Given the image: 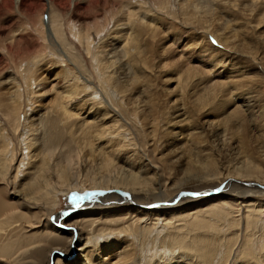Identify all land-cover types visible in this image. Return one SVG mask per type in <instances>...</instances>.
<instances>
[{"label":"bare ground","instance_id":"obj_1","mask_svg":"<svg viewBox=\"0 0 264 264\" xmlns=\"http://www.w3.org/2000/svg\"><path fill=\"white\" fill-rule=\"evenodd\" d=\"M223 1L226 0H177L176 8L172 0H155L150 5L146 0L15 1L14 9L27 19L24 27L17 30L29 33L32 25L35 32L44 35L45 40L51 38L58 44L66 56L72 55L83 74L87 73V79L83 80L80 73L69 74L73 82L60 94V101L52 108L51 116L48 114L42 120L43 124H50L56 130L87 104L89 110L86 116L92 111L97 112L98 116L86 122L87 132L83 131L80 137L77 135V139L61 142L58 132L53 138L44 133L46 136L43 139L44 135H39V128L34 123L29 124L30 117L26 116L22 124L19 121L23 104L18 81L11 79L6 93H0V98L6 101L0 107L1 112L4 111L0 114L1 123L7 124L12 133L0 125V193L5 191L8 197L20 200L13 207L0 197V264H64L59 258L70 253L73 239L76 240L74 247H79L74 251L80 255L72 261L71 254L66 259L69 263L65 264H234L236 258L241 264H264V150L258 157L248 151H242L239 155L233 151L235 157L229 168L222 164L218 166L210 159L211 153H205L201 160H190L200 151L191 152L199 143V132L195 129L192 134L190 131L196 124L188 121L187 133L176 127L173 138L183 136L182 145L177 151L182 152L183 156L188 155L189 161L184 164L182 176L172 179L170 166H154V160L146 147L153 141L156 132L152 110L158 114L159 106L154 103L147 110L148 114L145 111L139 113L143 112V106L135 102V109L137 105L141 111L129 113L124 108L128 105L126 102L131 101L124 99L125 92L126 96H130L133 84L139 79V76L132 78L135 73L127 70L132 67L130 58L134 56L133 66L136 69L142 63V58L149 55L144 61V65H148L146 62L150 61L153 52L146 43L148 39L145 43L141 42L143 35L150 32L153 21L159 20L152 13V9H158L165 16L181 15L184 21L194 20L197 28L193 30L195 34L192 32V41L199 42L194 43L192 49H201L206 67L213 64V67H219V72L216 70L214 76L219 80L209 78L206 83L211 84L213 90L219 91L221 99L234 108L232 111H223L229 105L214 102L207 109H218L219 106V110L214 113L216 116L219 111V124L223 122L225 129L233 120L230 127L237 124L239 128L232 135L225 131L218 132L215 143L211 142L217 147V154H221L218 149L221 146L223 153L226 150V155L230 156V141L233 138L244 139L249 133V126H252V130H256L259 125L264 126V105L256 99L253 88L248 91V83L252 82L257 84L258 91L264 96V71L260 70L259 75L252 74L247 80L232 82L220 70L238 56L235 49L233 51L229 48L228 38L223 37L229 25L234 31L238 30L235 20L230 17L237 13L238 20L248 26L249 22L243 17L250 18L251 14L245 4L252 8L251 12L264 19V0L261 3L260 0H228L230 6L220 16L219 8ZM11 5L12 0H0V7L6 9ZM46 8L50 11V17L45 24ZM62 13L64 16L67 13L74 14L82 20L91 19L93 26H77L69 22L70 19L66 25ZM219 18H228L227 25L221 24ZM108 33H120L117 35L120 46L112 47L114 54H119L122 59L118 63L119 75L116 73L119 69H113L118 58L114 63L112 52L108 56V51L104 54L105 51L100 50L110 45L107 41L112 36L109 38ZM197 33H203L204 39L196 36ZM206 33L213 35L219 48L207 42ZM68 38L78 43L90 67L86 68L87 65L83 63L85 61L77 55L79 53L76 54L77 50ZM103 42H107L106 46L101 45ZM55 60L57 63H65L63 57H55ZM31 72H24L22 77L26 81L24 83L29 82L27 88L35 83L36 78H32ZM138 72L141 73V68ZM208 72L211 73V70ZM138 82L146 84L142 77ZM94 83L98 85L101 96L109 100V105L119 110L120 119L115 118L110 125L107 111L99 114L96 109L104 106V102L96 88L90 87ZM235 88L240 90L237 94H233ZM31 95H34L33 91ZM234 111H237L235 115L232 114ZM143 116L150 119L148 128L151 131L148 133L143 132ZM210 127L211 124L208 125ZM41 128L44 130L43 125ZM147 138L151 141H146ZM15 141L19 144V153L16 152ZM19 177L26 181L23 185L19 184V191L14 192ZM216 180L219 185L214 189H206L208 194L201 192L195 196L202 197L195 203L203 204L219 198V205H214L209 211V214H213V220L193 226L196 234L200 235L197 237L178 223H185L188 221L185 218L191 215L202 217L207 212L200 210L201 206L197 204L186 209L194 201L180 204L186 198L181 194H184L188 184ZM88 193L90 195L87 196ZM62 196L70 197L72 207L57 214L55 211L62 203ZM227 196L234 200L225 205L220 199H226ZM93 198L96 202L91 201ZM25 202L36 204L30 220L25 216V211H21ZM257 207L261 210H257ZM189 210L193 213L187 214ZM243 210L246 213L241 216ZM74 213L75 216H69ZM68 216V225L63 226V219ZM234 216L238 218L237 222H233ZM131 218L136 220L131 221ZM56 224L61 225L64 231H59ZM31 231L34 233L29 235ZM238 248L241 256L237 257L235 251Z\"/></svg>","mask_w":264,"mask_h":264},{"label":"rangeland","instance_id":"obj_2","mask_svg":"<svg viewBox=\"0 0 264 264\" xmlns=\"http://www.w3.org/2000/svg\"><path fill=\"white\" fill-rule=\"evenodd\" d=\"M15 1L16 0H12V5L10 8L5 9L2 6L0 7V48H1L0 49V93L2 94L6 93L5 90L11 79L16 80V82L18 81L17 84L20 86L21 100L23 104L22 113L19 119L21 124L24 123L26 116H28V118L30 117L29 124L32 125V123H34L36 127L39 128L38 130L43 133L42 134L40 132L39 135H41V137L45 133L53 138L56 136L58 132L60 133V138L62 139L61 142L66 140L72 141L73 140L72 138L77 139V135L80 137L82 136L83 131L87 132L85 131L87 130V126H85L86 122H89L91 118L94 117L96 118L98 116L96 114L97 112L95 113L94 111H92L90 115L86 116L87 115L86 112H88L89 110L88 104L85 105L86 107L83 106L84 108H81L82 110L79 109L78 110L79 113L77 112V114L73 115L72 118L59 125V127H57L56 130H54L50 124H45L47 125L48 128H51V130L48 131L47 127H45V125L43 124L44 121L42 120L46 117V115L50 114V112L52 113L53 111L52 108H54L56 104H58V102L60 101V97H59L60 94H63V92L66 91V89L68 88V84L73 82L69 74L72 75L76 72L77 75H79L80 73L79 76L81 80H83L84 78L87 79L86 77L87 73L83 74L84 72H82L78 62H75V59H73L72 55L66 56V54L61 51L58 44H56L51 38L45 40L44 35L35 32V28L32 25L30 26L31 28L29 30V33H20L17 29H22L24 25L27 23V19L21 16V14L14 9ZM153 1L155 0H146V3H149L150 5L152 4ZM262 1L263 0H260L259 3H261ZM172 2L175 8L178 7L177 0H172ZM227 2L228 0L220 3L221 4V8H219L220 16L225 9L229 8L230 3ZM243 5L247 8L248 13L251 14L250 18L249 16L243 17L245 21L249 22V25L245 26L244 25L245 23H242V20H238L236 13L233 17L230 18H233L235 20L237 25L236 29L238 30L234 31L231 28L232 26L229 25V28L227 29L226 33H224L223 35L224 38L225 37L228 38L229 48H232L233 51L235 49L234 52H236L238 55L237 56L235 54V56H237L236 57L237 59L231 60L230 63L227 64V66L224 69H220L224 74H226V76L227 75L229 76L228 77L229 79H232V82L247 80L248 78L253 76L252 74L257 73V75H259L261 71H264V19L262 17H259L258 15H255V12H251L252 8H249L245 4ZM46 7L48 8L47 5ZM262 7L264 8V6ZM47 8L44 13L45 24L47 22L48 16L50 17V11ZM234 11H237V9H234ZM152 13L155 14L159 18V20L153 21L152 24L153 29L151 28L149 33H145V35H143L142 37L143 41L141 42V43H145L144 41L148 39L146 43L149 45V47H151V51L153 52V54L151 53L152 57L150 58L149 62H146L148 63V65H144V61L148 58L149 55L144 56L142 58V63L140 64V66H138V68H136L137 69L136 70L133 66L135 65V61H134L135 58L134 56H132L130 58L132 67L127 68V70H130L131 73H135V75H133L132 78L134 76H139V79L142 77V79L146 81V84L145 82L144 83L138 82L139 79L138 78L136 79L137 80L136 82L140 85H137V83L133 84L135 88L134 87L132 88L130 96L129 95L126 96V92H125L126 98L124 99L125 100L131 99V101L130 102L127 101L126 103L128 105L127 107L124 108L126 110L128 109L129 113H134L141 111V109H137V105L140 104V106L141 105L143 106L142 108L143 112L141 111L139 113L146 112V114H148L147 110L154 103L159 106L158 114H156V110H152V116L155 118L154 127L156 132L152 139L153 141L149 142L148 145L146 146L147 149L150 151L151 156L154 160L153 162L154 166L160 167L163 164H168L170 166V178L175 179L177 176H182L184 164L187 161H189L188 155L183 156L182 152L177 151V148H179L182 145L181 143L183 141V136L181 137L178 136L173 138V132L175 131L176 127H180L182 132H186L188 121L189 122L192 121L196 124L194 129L190 132L192 134L195 133L194 131L195 129H197V131L199 132V136L197 138V141L199 143L196 144V148H193L191 152L193 153L196 151H200V153H198L194 158H191L190 160L193 161L201 160L205 153H211L212 156L210 159L213 160L218 166L219 164H222L223 166H228L229 168L233 160V157H235L234 155H232L233 151L235 152V154L238 155L242 151L245 152L248 151L249 153H252L254 157H258L261 151L264 150L263 125H259L256 130H252V126H249L250 127L249 133L246 135L244 139L233 138V140L230 141V154H229L230 156L226 155V150L223 153L221 146L218 148L221 151V154H217L219 151H216L217 147L216 146L214 147L212 143H215L214 141L217 140L215 136L218 135V132L222 133L225 131L229 135H232L233 132H236V128H239L237 124L236 125L233 124V127H230L232 126L233 120H231L227 124L228 127H226L225 129L223 122L219 124V119H220L219 111L218 114L214 116L216 110H219V106L218 109L217 107L215 108L210 107L207 109V107L211 106L214 102H222L223 104L229 105L227 108H224L223 111L225 110L230 111L231 109L234 108V106L231 107V104H229L227 101H223L221 99V95L219 94V91L213 90L211 84L206 83L207 80H209V78H211V80L213 79L219 80L217 77L214 78L216 74L215 71L217 70V72H219L218 69L219 67L217 68L213 67L215 66L214 64L213 66L208 65L209 67H206V62L202 59L201 49L195 51L192 49L194 48V43L196 44L197 42H199V41H192V36H193L192 32L194 33L195 29L197 28L196 22L194 20L184 21L181 15L165 16L164 12L162 13V11L158 9H155L154 11L152 9ZM63 17L65 19L66 25H68V21L70 19L69 22L77 26H82L84 28L85 27L89 28L93 26V20L91 19L82 20L75 17L74 14H68V13L65 16L63 14ZM227 20L228 18H219L221 24L227 25L226 23ZM97 27L99 26L97 25ZM65 32L67 35H69L67 31V27H65ZM108 34H109V38L110 36H112L110 38L111 40L107 41L110 43L109 45L110 47L108 46L100 50L101 51L104 50L105 51L103 52L104 54H106V52L108 51L107 52L108 56L110 55V52H112L113 53L112 56L114 58V59L112 58L113 59L112 61L114 63L117 58L119 59V60L117 59L116 64L113 65L114 71L115 69L116 70L119 69L116 72L119 75L120 68L118 63H120L119 61H122V59L119 54L116 53L114 54L115 50L112 49V47L115 48L120 46L119 44L120 39H117L118 38L117 35H120V33L119 34L108 33ZM113 34L116 36H114ZM202 34L203 33H197L196 36H200L201 39H204L203 38L204 36ZM12 36L14 37L12 38ZM105 38L103 39V41L106 40ZM205 39L207 40V42L210 43L212 47L219 48L217 46L216 39L213 37L212 34L206 33ZM69 41L75 46V49L77 50L76 54L79 53L77 55L82 57V59L85 61L86 56L82 51V49L80 48V46L78 45V43L71 39H69ZM107 42H103L101 45L106 46L105 44H107ZM26 50H28V53ZM55 57H63L65 63L64 64L57 63ZM205 58L207 59V55ZM47 61L48 63H46ZM24 63L26 65L22 67L19 66L20 64H24ZM83 63L85 64V66L87 65L86 68L90 67V63H88V60ZM140 68H141V73L138 72V69L140 70ZM113 69L112 72H114ZM209 70H211V73L208 72ZM245 70L248 72H245ZM24 72H31L30 74L32 78L34 77L36 78V79L34 78L35 79L34 85L33 84L30 85V87L28 86V88H27V84H29V82L24 83L26 81H23L22 78L24 76ZM4 81L5 82L8 81V82L5 83ZM262 82L264 84V75L262 77ZM90 87L96 88L100 98H102L104 102V106H102L100 109L96 107V109L99 114H101L103 111H107L108 124L110 125L111 121L114 120L115 118L120 119V116L118 115L119 114L118 108L110 106L108 103L109 100H106L101 96L102 93L100 92V89H97L98 85L95 84L93 86L92 84V86L90 85ZM250 88H253V92L255 94L256 99L258 98L259 102L264 105V96L260 94V92L258 91L257 84H252V82L251 83L249 82L248 91ZM32 91L34 92L33 96L31 95ZM239 91L240 90H236L235 88V90H233V94H237ZM139 93H146V95L143 94L142 96L139 95ZM117 98H118V102L120 103L121 102L120 96ZM133 102L137 103L136 109H135V105H133ZM5 103L6 101L4 102L3 98H0V107L3 106ZM2 112L0 110V114ZM25 112L27 113V115ZM236 113L237 111H234V113L232 114L235 115ZM141 120L143 121V132L148 133L149 131H151L148 128V126L150 125L148 124L150 119L147 118L146 116H143ZM38 122H40V124ZM210 124L211 127L208 128V125ZM0 125L3 128H5V130L10 131L9 130L10 128H8L7 124L3 122L1 123V115H0ZM42 125L44 130H42L41 128ZM167 127L169 131L168 133H167ZM45 136L46 135H44L42 138L44 139ZM146 141H151V140L150 138H147ZM15 142H16L15 143L16 152L18 151L19 153V146H18L19 144L17 143V141ZM58 142L60 141L58 140ZM14 167L15 164H13V169ZM18 181L19 182L16 185L14 192L19 191V189L21 188L19 184L23 185L26 180L21 179V177H19ZM218 185H219V181L217 180L211 181L209 183L202 182L197 184H188V186L184 188L183 192L185 194L191 193L192 195L193 194L196 195L201 192L207 193L206 189H214V187ZM0 197L2 200L6 201L8 204H10L13 207H16V204L20 203V200H18V198L8 197L5 191H2V193H0ZM200 198L202 197L186 196V198L180 201V204H188L189 202L194 201L189 206L187 205L188 207L186 209H188L190 206L193 207L194 204H197V206H201L200 210H206L205 212L207 213L199 218L191 215L185 218V220H188L185 221V223L184 222L178 223L181 226L191 230L197 237L200 235L196 234L193 226L198 225L199 223L202 222H209L210 220L212 221L213 214H209V211L212 207H214V205L215 206L219 205V198L218 200L209 199L210 201H208V204H206L207 202H204L205 204L195 203V201L199 200ZM220 200L224 202L223 204L226 203L225 205H228L229 202H232L234 200V198H230L229 196H227L226 199L221 198ZM252 200L254 201V198H252ZM253 201L250 202L248 200L247 202L252 203ZM61 202L62 203L55 211L57 214H59V212L61 213L67 210V208L69 207H72V201L69 196H62ZM175 203L173 202V204ZM34 205L36 204L32 202H25L24 208L21 210V211H25L26 213L25 216L29 220L32 218L31 215L32 212H35V210L33 209L35 207ZM257 210H261V209L258 208ZM191 212L192 211L189 210L187 214H191ZM245 213H246L245 210L241 211V216H244ZM69 216L70 217L75 216V213ZM69 216L66 219H63V226L68 225L67 219L69 218ZM232 219L233 222H237L238 220V218L235 219V216L232 217ZM135 220L136 218H131V221H135ZM56 226L57 228H59L58 229L59 231H64L61 229L62 228L61 225L56 224ZM65 232H71V231H65ZM33 233L34 231H31L28 234L30 235ZM73 240L74 243L72 245L73 247H70V253L68 255H65L63 258L59 256L60 257L59 259L61 260V262L63 261L64 264L69 263L66 259L71 254H72L71 256L72 261L75 258H78L80 255L78 251H74L77 250V248L79 247L76 246L74 247L76 240L75 239ZM235 252L237 257L238 255L241 256V252L239 251V248L236 249ZM111 260L113 259H109V261ZM69 261L71 260L69 259ZM234 264H241V261H238L236 258Z\"/></svg>","mask_w":264,"mask_h":264},{"label":"water","instance_id":"obj_3","mask_svg":"<svg viewBox=\"0 0 264 264\" xmlns=\"http://www.w3.org/2000/svg\"><path fill=\"white\" fill-rule=\"evenodd\" d=\"M181 195H182V196H185V197H186V196H191V197H192V194H191V193H190V194H188V193L185 194V193H184V194H181ZM181 195H180V196H181ZM193 195H194V196H198L197 194H196V195L193 194ZM194 196H193V197H194Z\"/></svg>","mask_w":264,"mask_h":264}]
</instances>
